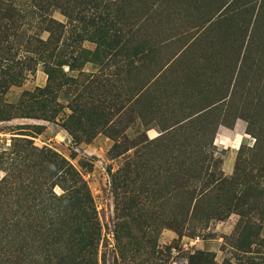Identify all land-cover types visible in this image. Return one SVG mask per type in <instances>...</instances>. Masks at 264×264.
I'll use <instances>...</instances> for the list:
<instances>
[{
    "label": "rangeland",
    "instance_id": "374dc122",
    "mask_svg": "<svg viewBox=\"0 0 264 264\" xmlns=\"http://www.w3.org/2000/svg\"><path fill=\"white\" fill-rule=\"evenodd\" d=\"M89 1L0 0V213L63 194L24 189L46 151L93 199L87 264H264V0Z\"/></svg>",
    "mask_w": 264,
    "mask_h": 264
},
{
    "label": "trees",
    "instance_id": "16d2710c",
    "mask_svg": "<svg viewBox=\"0 0 264 264\" xmlns=\"http://www.w3.org/2000/svg\"><path fill=\"white\" fill-rule=\"evenodd\" d=\"M45 2V10L48 11V6L52 2L64 6L65 10L69 3L81 4L87 0H45ZM89 2L97 4L96 0ZM41 10L43 11V8ZM68 14L69 12L66 11V15ZM11 17L14 18L13 12ZM45 22L55 23L48 17ZM38 42L42 45L49 40L45 43L40 40ZM44 153L54 160H47L43 156ZM31 156L34 162H40L50 172L51 181L50 179H44L42 183L30 181L24 186L25 191L38 192L58 183L63 189V194L55 195L45 189L39 197L33 199L23 197L24 200L16 201V206L25 203L27 209H30L28 213L11 215L4 211L0 213V251H3L0 252L1 264H35L36 260L31 254L35 246L43 249L42 254L39 255L41 261L39 264H87V255L92 257L97 247L100 229L86 182L56 153L36 151ZM40 185L42 186L38 188ZM3 206L7 207L0 203V207ZM175 210L176 207L172 210V227L176 225L174 228L182 229L187 217L182 219V212L177 213ZM202 215L208 218L209 211ZM118 227L117 225L116 231ZM255 236L256 231L252 230L251 225H246L234 245L248 247ZM260 242H264V239ZM60 243L71 244L70 255L61 256L58 247ZM145 243L148 245L149 242L145 241ZM148 246L151 249L155 248L153 244ZM209 258V253H200L192 257L201 264H208ZM91 262L94 264V259H91Z\"/></svg>",
    "mask_w": 264,
    "mask_h": 264
},
{
    "label": "crops",
    "instance_id": "0c3cea01",
    "mask_svg": "<svg viewBox=\"0 0 264 264\" xmlns=\"http://www.w3.org/2000/svg\"><path fill=\"white\" fill-rule=\"evenodd\" d=\"M236 131H238V130H236Z\"/></svg>",
    "mask_w": 264,
    "mask_h": 264
}]
</instances>
